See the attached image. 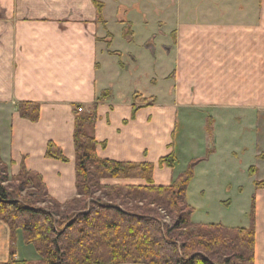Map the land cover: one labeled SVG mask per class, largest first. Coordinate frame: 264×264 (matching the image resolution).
<instances>
[{
	"label": "crops",
	"instance_id": "obj_1",
	"mask_svg": "<svg viewBox=\"0 0 264 264\" xmlns=\"http://www.w3.org/2000/svg\"><path fill=\"white\" fill-rule=\"evenodd\" d=\"M98 1L103 22L93 0H0V157L11 177L23 168L41 176L62 204L78 195L76 108L88 114L97 106L90 133L100 159L153 165L156 187L172 185L185 173L179 167H202L207 150L219 148L218 131L211 128L213 146L204 138L194 148L182 144L183 120L200 117L206 127L229 124L237 114L242 135L251 120L264 121L262 0H245L254 13L237 16L158 15L128 22L119 18V5L109 17L108 3ZM111 21L120 28L117 34ZM115 58L118 64L110 62ZM22 103L41 106L38 122L19 115ZM51 142L68 162L46 157ZM172 154L175 169L161 166ZM102 182L146 186L138 179ZM253 196L255 264H264V189L254 187ZM16 236L21 261V252L31 246L21 233ZM11 237L0 221V264L10 259Z\"/></svg>",
	"mask_w": 264,
	"mask_h": 264
},
{
	"label": "trees",
	"instance_id": "obj_2",
	"mask_svg": "<svg viewBox=\"0 0 264 264\" xmlns=\"http://www.w3.org/2000/svg\"><path fill=\"white\" fill-rule=\"evenodd\" d=\"M93 1L103 22V5ZM18 113L36 123L41 106L22 103ZM74 113L78 195L67 203L52 198L41 176L25 168L12 179L19 185L5 186L10 176L0 157V221L12 231L10 259L5 264H255L254 199L248 229L195 224V210L187 200L194 164L172 185L156 187L153 165L98 157V144L90 133L97 121V106L88 114L78 108ZM46 157L68 162L53 142L48 144ZM176 163L173 154L160 160L161 166L171 169ZM105 179L144 180L146 186H102ZM255 188L264 189V181L256 182ZM24 192L26 196L21 197ZM99 192L111 203H103ZM154 195L156 198H151ZM118 201L142 205L130 209ZM43 204L49 207H41ZM151 205L167 211L173 225L162 226L156 218L157 209H149ZM17 233H21L25 245L36 248L40 255L37 263L16 259Z\"/></svg>",
	"mask_w": 264,
	"mask_h": 264
},
{
	"label": "rangeland",
	"instance_id": "obj_3",
	"mask_svg": "<svg viewBox=\"0 0 264 264\" xmlns=\"http://www.w3.org/2000/svg\"><path fill=\"white\" fill-rule=\"evenodd\" d=\"M105 1L109 5V17L114 15L115 7L119 5V18L126 22L129 20L136 21V19L138 20L139 17L143 16L156 17L164 15L167 18H176L180 16H237L243 13H254L253 6L247 9L249 1L244 2L245 0ZM262 1L264 2V0ZM113 2H116L117 5ZM257 6L259 5L257 4ZM119 29V26L111 21V32L117 34ZM112 49H117V45L113 46ZM110 62L118 64L119 59L115 58ZM123 93H126V91L124 90ZM203 123L202 118L193 117L190 121L188 119L187 121L183 120L178 130L180 142L190 148H194L200 138L208 139L209 144L213 146V130L211 129L218 131L214 139H218L216 143L219 148L217 147L216 151L207 150L204 156V161H208L211 157V162L205 164L203 161L202 167L200 166L201 163L194 167V178L189 185L187 194L188 203L195 210L192 221L202 225L220 224L229 229H248L252 223L255 183L264 178V121L258 123V119H253L248 122L245 128L250 131H247L244 135L240 134L243 126L239 123L237 114L231 116L229 124L216 121L215 124L213 122L207 123L204 127ZM225 129H227L226 134L224 133ZM2 164L4 163L2 162ZM188 168V165L179 167L180 170L185 172ZM12 179L13 177L10 176V183L5 184V186L19 185ZM26 194L27 192H24L21 197H25ZM97 196L103 198V203H111L110 198H106L104 193L99 192ZM151 198L155 199L156 195L151 196ZM117 203L121 206L124 205L121 201ZM139 205L142 204L129 201L124 206L132 209ZM41 207L47 209L49 205L43 204ZM63 209L61 212H63ZM149 209H157L158 215L156 218L160 220L162 226L173 225L167 211L154 205H151ZM28 248V250L21 252V256L30 263H37L40 260L38 251L34 246Z\"/></svg>",
	"mask_w": 264,
	"mask_h": 264
}]
</instances>
